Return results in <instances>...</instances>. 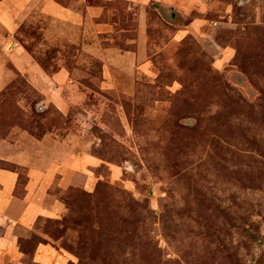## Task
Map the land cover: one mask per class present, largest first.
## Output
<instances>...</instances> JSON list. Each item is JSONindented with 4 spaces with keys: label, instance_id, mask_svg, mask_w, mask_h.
Wrapping results in <instances>:
<instances>
[{
    "label": "rangeland",
    "instance_id": "374dc122",
    "mask_svg": "<svg viewBox=\"0 0 264 264\" xmlns=\"http://www.w3.org/2000/svg\"><path fill=\"white\" fill-rule=\"evenodd\" d=\"M0 169L25 264H264V0H0Z\"/></svg>",
    "mask_w": 264,
    "mask_h": 264
},
{
    "label": "crops",
    "instance_id": "0c3cea01",
    "mask_svg": "<svg viewBox=\"0 0 264 264\" xmlns=\"http://www.w3.org/2000/svg\"><path fill=\"white\" fill-rule=\"evenodd\" d=\"M18 178L17 173L0 169V264H25L21 261L23 252L20 250L17 228L35 225L38 218L48 212L40 203L38 192L33 195L36 188L32 181L24 198L15 196ZM35 251V260L39 262L49 248L38 245Z\"/></svg>",
    "mask_w": 264,
    "mask_h": 264
},
{
    "label": "trees",
    "instance_id": "16d2710c",
    "mask_svg": "<svg viewBox=\"0 0 264 264\" xmlns=\"http://www.w3.org/2000/svg\"><path fill=\"white\" fill-rule=\"evenodd\" d=\"M163 11H166L165 9H162ZM174 14V12L171 13V15Z\"/></svg>",
    "mask_w": 264,
    "mask_h": 264
}]
</instances>
